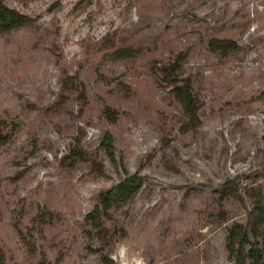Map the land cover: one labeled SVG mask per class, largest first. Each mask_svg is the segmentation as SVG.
Returning a JSON list of instances; mask_svg holds the SVG:
<instances>
[{
  "label": "rangeland",
  "instance_id": "rangeland-1",
  "mask_svg": "<svg viewBox=\"0 0 264 264\" xmlns=\"http://www.w3.org/2000/svg\"><path fill=\"white\" fill-rule=\"evenodd\" d=\"M5 2L31 22L0 34V264H234L231 228L264 193V0ZM179 55L188 130L164 79ZM134 173L103 236L88 214Z\"/></svg>",
  "mask_w": 264,
  "mask_h": 264
},
{
  "label": "trees",
  "instance_id": "trees-1",
  "mask_svg": "<svg viewBox=\"0 0 264 264\" xmlns=\"http://www.w3.org/2000/svg\"><path fill=\"white\" fill-rule=\"evenodd\" d=\"M31 22V18L19 12L17 9L6 4L5 0H0V34L16 29ZM219 42V40H217ZM221 42V41H220ZM228 43V42H226ZM225 47V46H224ZM217 48H222L217 45ZM228 48V47H225ZM183 55L177 58L164 68V79L170 86V92L175 98L181 102L184 111L188 116V121L183 125L185 130L196 128L200 124V100L194 93L192 80L187 77L183 83L177 82V72L182 65ZM12 135L9 132H4L0 128V149L11 139ZM102 145L106 148L109 156L115 159V146L113 136L107 133L102 141ZM73 157L81 160L88 159L86 151H73ZM99 167L100 173L104 172L103 166L95 162ZM143 176L138 173L131 174L118 184L108 189L99 204L88 214V218L92 223L99 228V233L105 236L107 229L104 226L103 207H109L112 201H124L133 197L143 185ZM254 206L249 213V223H237L231 228L229 235L228 247L233 252H237V258L234 264H249L251 252L259 251V248H247L250 243L249 232L256 236H260L264 242V193L261 190H255L253 193ZM38 264H46L45 261H40Z\"/></svg>",
  "mask_w": 264,
  "mask_h": 264
}]
</instances>
